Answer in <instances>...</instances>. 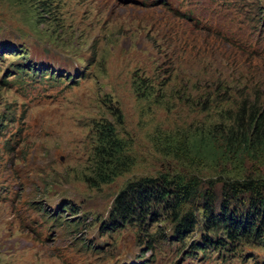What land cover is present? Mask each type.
I'll return each mask as SVG.
<instances>
[{
    "label": "rangeland",
    "instance_id": "rangeland-1",
    "mask_svg": "<svg viewBox=\"0 0 264 264\" xmlns=\"http://www.w3.org/2000/svg\"><path fill=\"white\" fill-rule=\"evenodd\" d=\"M263 17L264 0H0V264H264V147L226 143ZM162 175L192 183L183 241L152 200L140 222L112 209ZM239 207L257 238L210 229ZM202 237L226 246L194 258Z\"/></svg>",
    "mask_w": 264,
    "mask_h": 264
},
{
    "label": "trees",
    "instance_id": "trees-1",
    "mask_svg": "<svg viewBox=\"0 0 264 264\" xmlns=\"http://www.w3.org/2000/svg\"><path fill=\"white\" fill-rule=\"evenodd\" d=\"M262 21L264 22V17L260 20V22ZM247 69L244 83L246 89L249 88L251 93L227 98L232 104L235 124V127L231 128L226 135V143L229 149L232 147L236 149L238 146L242 149H249L253 146L255 148L264 147V69L257 66H248ZM26 70L28 69L20 67L18 72L23 73ZM214 74L215 71H212L209 79H213ZM218 77L216 76L215 78ZM211 84H216V81L213 80ZM233 92L236 93L238 91L233 90ZM209 100L218 103L216 98ZM161 178L162 183H165L166 186L161 184L160 187H155L153 179L146 177L127 183L115 194L112 201V209L116 211L117 216L122 221L127 222L135 218V220L140 222L148 213L156 215V211L149 203V200H152L154 204L162 205L164 208L172 210V218L176 221L174 236H178V240L183 241V234L193 225L194 216L190 211H186L183 214L179 213L182 207L192 202L194 196V191H192L191 187L192 183L181 178L167 179L164 175ZM169 184H172V186ZM236 184L237 182L230 183V187H235ZM239 186L242 188H254L248 181L240 183ZM210 205L213 206V203L211 202ZM65 208L72 210L70 206ZM227 213L231 215L227 216ZM232 215L234 214L229 213L228 210L222 218L220 212L214 214L209 211L208 216H206L211 222V225H209L211 226L210 229H216L219 226L226 227L231 241H236L241 236L248 237L252 230H254V238H257L256 229H252L251 226L241 222L244 217H248L244 208L239 207L237 211L236 216L240 217V221L239 219H234ZM109 223H113L115 227L118 226L116 223L121 224L116 218H111ZM261 242H264V238ZM222 245H225V242L219 238L214 241H208L207 238L202 237L200 241L191 242L188 254L195 258L196 256L193 254L196 253V250L207 252L211 247L216 248Z\"/></svg>",
    "mask_w": 264,
    "mask_h": 264
}]
</instances>
